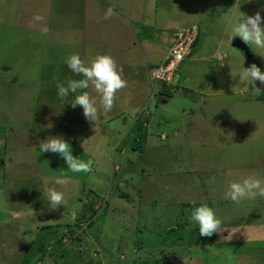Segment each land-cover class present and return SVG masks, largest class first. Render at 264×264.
I'll return each instance as SVG.
<instances>
[{"label": "rangeland", "instance_id": "obj_1", "mask_svg": "<svg viewBox=\"0 0 264 264\" xmlns=\"http://www.w3.org/2000/svg\"><path fill=\"white\" fill-rule=\"evenodd\" d=\"M136 1L147 5L146 25L157 21L144 37L169 41L178 29L198 24L200 48L219 45L229 59L213 60L214 68L190 58L172 85L150 83L139 68L119 67L127 87L116 93L110 112L101 109L103 115L89 122L80 106L71 107L75 94L61 99L55 85L81 78L65 63L73 54L88 63L96 55L114 57L111 47L121 55L132 48L116 39L115 23L104 26V12L108 4L123 11ZM238 11H259L264 20V0H0V219L42 203L36 193L41 159L52 155L40 151L42 141L60 136L82 147L78 158L95 162L91 172L75 173L66 189L48 180L64 193L62 206L18 216L9 226L0 222V264H21L42 242L36 237L43 226L50 228L42 236L54 231V237H45L29 264H264V197L239 204L224 198L230 179L264 176V85L255 82L259 96H252L251 85L246 92L238 75L243 60L242 67L248 63L227 45ZM249 46L264 72V49ZM144 104L149 115L138 121L148 126L133 125ZM118 108L123 117H105ZM195 203L222 220L215 241L183 228V219L197 226L188 207ZM92 204L93 218L91 210L81 214ZM69 222L82 229L72 231L76 241L68 237ZM179 236L184 240L176 241Z\"/></svg>", "mask_w": 264, "mask_h": 264}, {"label": "clouds", "instance_id": "obj_2", "mask_svg": "<svg viewBox=\"0 0 264 264\" xmlns=\"http://www.w3.org/2000/svg\"><path fill=\"white\" fill-rule=\"evenodd\" d=\"M113 15L115 12L110 7L104 18L108 19ZM36 19H40V17H36ZM235 37H238L246 45H254L257 49H264V20H262L259 11L252 16L239 12L236 23L231 27V39L228 42L232 44ZM65 63L75 76L81 78L58 81L55 85L58 97L66 99L70 94H75L71 107L80 106L84 118L89 122H96L99 119L101 109L105 114L110 112L114 107L116 93L127 87V81L123 78V70L118 67L115 58L108 54L96 55L88 63H85L78 54H73L67 58ZM243 63L244 60L242 65ZM242 65L238 75L240 83L245 85L246 92L249 91L248 85H251L252 96H259L261 89L256 87L255 82L259 81L261 85H264V72L255 63L247 67H242ZM90 88L95 95L87 91ZM39 147L41 152L59 154L64 159L67 169L73 173L92 171L94 161L92 159L85 161L74 157L71 154L69 143L60 136L47 138L40 143ZM214 182V177L209 179V183ZM63 183L64 180L59 177L54 181V185H62ZM47 195L50 206L55 205L52 207L53 209L63 205L64 193L57 187L49 186ZM257 197H264V176L250 174L240 179H230L227 182L224 192L225 199L239 204L243 200H254ZM189 218L198 225L199 234L202 237H211L214 233L219 234L224 231L222 220L206 204L195 207ZM48 264H52V262L49 261Z\"/></svg>", "mask_w": 264, "mask_h": 264}, {"label": "crops", "instance_id": "obj_3", "mask_svg": "<svg viewBox=\"0 0 264 264\" xmlns=\"http://www.w3.org/2000/svg\"><path fill=\"white\" fill-rule=\"evenodd\" d=\"M168 1L165 0V4H167ZM174 1L175 0H171V2H174ZM108 5H109V7L113 8L114 12L117 14V17L111 16L110 18L105 19L104 20V26H111L112 23H115L117 25V27L114 28V31H116V35H118V36H116V39H120L121 41L123 40L124 46L131 45V47H132V48L128 49L127 51H124L123 55H121V53H118V50H120V49L116 50L115 48L111 47L110 48V54H115L114 58L117 62L118 67H122V68H126V69L127 68H139L142 70L143 74H145L146 77L148 78L147 70H148L149 66H156L165 60V57H166L168 49L172 43L173 35L175 32L173 34H171V39L169 41H168V38H166L163 41L159 40L158 42H155L153 40V38L149 39L148 37H144V35L147 34V32H149L150 30L153 31V26H155L156 22H157L153 19L151 25H146V22H145L146 19L143 16L145 10L147 9L146 4L144 6L143 3L136 1L135 3H133V5H126V7H125V9H123V11H120V10H117L116 8H114L113 4H108ZM150 7H151V5H150ZM157 8H158L157 3H154L151 9L154 12H156ZM104 13H106V12H104ZM103 14H101V15H103ZM120 17H121V19H119ZM165 17H166V15H165ZM165 17H163V18H165ZM96 18H99V17L97 16ZM193 25H197L198 27H200L198 24H193ZM200 29H201V27H200ZM110 32L112 33V29L110 30ZM230 35H231V32L229 33L228 36L230 37ZM105 36H107V35H105ZM201 36L203 37L202 30H200L198 42L195 45L194 49L192 50V55L187 60H189L191 58L193 62H197L198 64H208L209 66H212V64H213L214 68H216L218 64L223 63L224 61L229 59V55L223 54L221 52V48L219 45L214 46L211 44L210 47L200 48L201 43H203V41L201 42ZM220 39L224 41L223 37H220ZM160 43H163L164 46L159 45ZM229 44L230 43L228 42L227 45H229ZM84 54H85V51H84ZM80 57H81V55H80ZM121 58H122V60H121ZM127 59H129V60H127ZM231 59H233V58L231 57ZM213 60H215L217 62V65L215 63H213ZM120 62L124 65L122 66ZM182 64H181V66H182ZM181 66H180V68H181ZM216 70L218 71V69H216ZM208 71L210 72V70H208ZM143 80H144V78H143ZM144 82L146 83L145 80H144ZM184 84H180L179 82H177L178 87L182 88V89H184L186 87V85H184ZM163 97H164V95H162V99H163ZM143 102H145V100ZM146 107H147L146 104H144L143 106L140 107V112L135 117V119L133 120V125H134V121L143 117L142 111L144 112V109ZM118 109L114 113H111L110 116H105V117H109V118L116 117L115 115H118L120 113L121 114L119 117H123L124 112H122L120 108H118ZM102 115H103V113H100L99 117H101ZM122 120H125V118H123ZM141 121H142L143 126H148L147 123L145 124L144 119L143 120L141 119ZM74 128H75V126H71V129H74ZM83 144L86 145L85 142H83ZM69 145L71 147V150L76 149V151H77L75 156H74V151L72 152V155L74 157H79L78 156V148L81 149L82 147L80 145L74 144V143H70ZM48 156H49L48 154L44 153L43 158L41 159L42 160L41 164L43 165V168H41V170L39 171L40 172L39 177L42 178V180H39V188H41V191L38 190L36 192V193L41 194L40 196L42 198V203L38 206L30 208V210H25L24 212H22V214H18L15 218L11 217L12 219L11 218L5 219V217H4V218L0 219V222L2 224H4L2 226H9L10 224H13V223H11L12 220H20V218L18 216H22L24 214H37V213L44 214L45 211L49 212L50 211V203L48 202L47 189L49 186H54V185H53V183L51 185L48 184V180H56V178H58V177L62 178L64 180V183L60 189H62V188L66 189L71 183H74L73 181L75 180V178L78 177V176H75L76 175L75 173H73L72 171L67 169V165H66L64 159L62 157H60L59 154L52 153V155L50 156L51 158H49ZM54 156H56V159H54ZM89 159H92V158L88 157L87 159H85V161H87ZM44 160H45V163H44ZM92 160L94 161V159H92ZM1 164H3V163H1ZM45 164H50L52 166V168L48 169ZM59 169H61V170H59ZM57 188L59 190V187H57ZM69 191H70L69 193H71V190H69ZM36 196H37V194H36ZM33 198H34V196L31 199H29L28 201L32 203ZM69 199H71V198H69ZM70 203H71V201H68L66 204L69 205ZM92 206H93V204H92ZM82 210H83V212H85L86 210H89V209H82ZM83 212H81V214ZM17 217L19 219H17Z\"/></svg>", "mask_w": 264, "mask_h": 264}, {"label": "built area", "instance_id": "obj_4", "mask_svg": "<svg viewBox=\"0 0 264 264\" xmlns=\"http://www.w3.org/2000/svg\"><path fill=\"white\" fill-rule=\"evenodd\" d=\"M198 35V27L190 26L179 29L173 35L165 60L148 68L147 74L150 83L155 81L171 85L174 82L182 62L187 60ZM79 230V232H81Z\"/></svg>", "mask_w": 264, "mask_h": 264}, {"label": "trees", "instance_id": "obj_5", "mask_svg": "<svg viewBox=\"0 0 264 264\" xmlns=\"http://www.w3.org/2000/svg\"><path fill=\"white\" fill-rule=\"evenodd\" d=\"M198 27V26H197ZM198 30H199V33H198V38H199V35H200V27H198ZM198 38L196 39V41H195V43H194V46H193V49H194V47H195V45L197 44V42H198ZM248 47H249V50H250V53H252V51H251V48H250V46L248 45ZM241 53V52H240ZM242 54V53H241ZM191 55H192V53H191ZM190 55V56H191ZM242 57H244V59L247 61V63H248V66L250 65V64H253V63H255L258 67H259V65H258V63L256 62V60H255V58L253 57V54L251 55V58L249 59L248 57H246V56H243L242 55ZM150 67V66H149ZM148 71V70H147ZM164 84H166V83H164ZM172 85V84H171ZM142 113H143V117H147V115H149L148 114V110H146V108L144 109V112L142 111ZM144 113H146V116H144ZM139 119H137L136 121H134V123H137V122H139L140 124H142V121H138ZM143 120V119H142ZM145 121V120H144ZM142 126V125H141ZM1 163H3L2 161H0V165H2ZM27 196L25 195V198H26ZM201 204H189L188 205V207L191 209V211L192 210H194V208L195 207H198V206H200ZM92 205H87L86 206V209H89V210H91V213H90V218H93L94 217V214H95V212L92 210V207H91ZM94 212V213H93ZM20 214H22V212L20 213ZM83 214H84V212H83ZM183 221V224H184V226H183V228L185 229V230H187L186 231V233L187 232H191V231H198V225L195 227V228H190L189 226H190V224L189 223H186L185 221H188V219L187 220H182ZM185 222V223H184ZM90 225H92V221H90V223L85 227V229L86 228H89L88 226H90ZM67 227H68V230H69V234H68V237H71V239H74L75 241H76V237H74V238H72V231L73 230H75V229H79L80 228V226H79V224L78 223H73V222H69L67 225H66ZM49 228L50 227H47V226H43V227H41L37 232H39L38 233V235H37V237H36V235H35V237L37 238V239H40V238H42V242L41 243H39V244H37V245H35L29 252H28V255H27V257L22 261V263L21 264H29V263H31V261L33 260V258H34V256L36 255V253H38V252H40L41 251V249H42V245H43V243H44V241H45V237L46 236H42V233H43V231H45V230H49ZM171 229V228H170ZM79 230H81V229H79ZM172 231H174V229L172 228L171 229ZM54 237V231H53V233L51 234V233H49L48 235H47V237H46V239H48V238H53ZM217 238V235H216V233H214L211 237H208V239L209 240H211V241H215V239ZM182 240H184V238L182 239V236H179V238H176V241H182ZM74 241V242H75ZM57 243H61V241H60V239L59 240H57ZM76 244V243H75ZM184 245V244H183ZM189 250V252H191L190 251V249H188ZM160 260V259H159ZM173 261H175V260H173ZM153 264H155V263H153ZM158 264H171V262L170 261H168L167 259H165L164 261H162L161 260V262L160 263H158Z\"/></svg>", "mask_w": 264, "mask_h": 264}, {"label": "water", "instance_id": "obj_6", "mask_svg": "<svg viewBox=\"0 0 264 264\" xmlns=\"http://www.w3.org/2000/svg\"><path fill=\"white\" fill-rule=\"evenodd\" d=\"M232 46L239 50L243 56H246L249 59L251 58V53L248 45L244 44L238 37L233 38Z\"/></svg>", "mask_w": 264, "mask_h": 264}]
</instances>
